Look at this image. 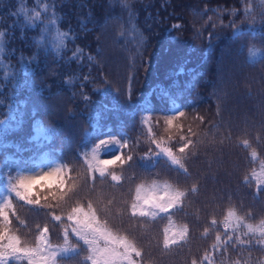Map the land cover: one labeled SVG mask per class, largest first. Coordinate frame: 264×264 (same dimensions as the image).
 <instances>
[{
	"label": "trees",
	"instance_id": "trees-1",
	"mask_svg": "<svg viewBox=\"0 0 264 264\" xmlns=\"http://www.w3.org/2000/svg\"><path fill=\"white\" fill-rule=\"evenodd\" d=\"M57 32L69 33L59 50ZM0 33V58L13 67L7 74L0 65V119L6 120L0 145L29 147L37 127L43 128L45 135L31 141L33 147L42 145L39 153L23 158L47 153L53 165L66 164L83 185L82 195L98 208L114 198L111 213L99 215L137 241L143 264H191L206 252L211 264H264L258 233L241 236L252 243L212 247L217 232L224 236L230 208L244 223L264 220V185L257 191L252 175L264 172V0H0ZM78 48L82 52L74 57ZM181 110L183 117L171 126L164 123ZM109 134L128 137L137 156L155 147L153 138L171 147L188 136L194 145L187 151L195 154L186 162L190 175L173 170L164 158L154 167L117 165L113 171L125 177L123 186L97 179L90 192L83 154H90L98 136ZM6 155L13 161L0 171V198L9 195L3 172L41 171L14 166L21 155L15 147L0 146V159ZM100 156L107 158L103 151ZM153 179L198 186L182 209L172 212L175 226L188 225V239L167 250L162 246L166 214L143 227L126 212L117 215L131 202L135 185ZM13 203L29 226L17 234L34 243L36 224L43 226L48 217ZM236 227L230 223L229 234ZM60 231L49 234L53 246L62 243ZM246 231L241 224L235 235ZM85 255L81 249L80 258Z\"/></svg>",
	"mask_w": 264,
	"mask_h": 264
},
{
	"label": "snow or ice",
	"instance_id": "snow-or-ice-1",
	"mask_svg": "<svg viewBox=\"0 0 264 264\" xmlns=\"http://www.w3.org/2000/svg\"><path fill=\"white\" fill-rule=\"evenodd\" d=\"M39 18V13H36ZM26 19H29L27 16ZM47 31V27L44 29ZM0 35H3L0 33ZM69 33L57 32L55 40L59 48L64 46V41L68 38ZM42 44L43 40L37 41ZM258 51V50H257ZM82 52L77 49L73 56H77ZM252 55L255 51L250 50ZM91 59V57H89ZM87 79V77H85ZM130 98V97H129ZM185 115L184 111H178L177 114L168 115L164 118V123L171 126L175 120ZM14 120L15 118L12 117ZM202 120L203 117H200ZM147 122V118L143 121ZM6 123L5 119H0V125ZM37 135L31 138V141L39 140L43 135L44 129L37 127ZM191 135L192 130H188ZM151 134V129H149ZM21 148L19 145H0L4 148L15 147L17 153L21 154L14 161V166L23 167L25 170L30 166L40 168L41 171L36 174H26L18 172L13 175L11 171L3 172L7 177L9 195L0 198V264H59L60 260L66 264H143V250L137 244L135 239L129 238V235L122 234L120 230L109 225L107 218L101 219L99 213H111L113 206L116 204L114 198H106L103 209L96 206L91 198L82 195L83 185L78 183V178L70 175L72 169L66 164L56 163L48 159V154L43 156L32 155L28 159L23 158V153H39L42 145L36 144ZM150 143L154 148H149L143 155L135 154V143H131L128 137L118 138L115 135H106L103 138L97 137V142L91 148V152L84 153V161L86 164L87 179L85 184L90 185V192H95V181L109 179L115 182L113 186L122 187V181L125 177L117 175L113 168L117 165L121 169L127 167L132 168L137 162H147L154 167L155 162L160 158H164L173 170L182 173L185 176L190 175L186 162L190 155V146L194 145L192 139L188 136L181 135L176 144L171 147H164L161 142L151 139ZM243 143L247 146L248 141ZM104 152L107 158H101L100 153ZM90 155V158H89ZM255 156V152H253ZM10 161L13 157L4 156L0 159V171L10 168ZM257 180V191L260 186L264 185V172L257 175L252 173ZM245 182L249 178L245 176ZM198 186L193 184L190 188H182L179 182L171 183L168 181H159L153 179L150 184L138 183L134 187V194L131 202H124L123 211L117 215H123L125 212L129 215V219L140 220L141 226L147 222H154L158 217L163 219L166 214L168 226L163 229V249L167 250L173 245L186 242L189 236V228L187 224L183 226H175L172 220L173 210H180L183 207V201L189 193H195ZM23 202V205L31 206L33 210L45 212L48 222L41 226L39 223L35 226V242L27 238L21 239V235L17 234L20 229H28L29 226L25 219H22L16 211L13 201ZM99 202V201H98ZM56 209H60L62 214H57ZM13 220L17 223L14 224ZM52 224V228L48 223ZM235 223L236 228L232 229L229 234L230 223ZM217 221L211 220V225L215 226ZM243 224L247 230L240 235H235L238 226ZM225 228L224 236L219 232L215 236L216 243L213 249H217L223 243L225 250L228 245L235 246L236 243L241 245L252 243V240H244L241 236L251 235L255 237L256 243L264 244V220L258 225L244 223V218L237 215L235 209L230 208L227 211L223 221ZM53 229H60V238L62 243L53 246L49 239V234ZM171 231V235L169 232ZM210 231L209 227L204 228V235ZM81 249L86 250L87 255L80 258ZM212 257L209 253H205L198 262L193 259L191 264H211Z\"/></svg>",
	"mask_w": 264,
	"mask_h": 264
},
{
	"label": "rangeland",
	"instance_id": "rangeland-1",
	"mask_svg": "<svg viewBox=\"0 0 264 264\" xmlns=\"http://www.w3.org/2000/svg\"><path fill=\"white\" fill-rule=\"evenodd\" d=\"M36 16V15H35ZM0 65L3 68H6V73L7 74H11L13 71V67L11 65H9L8 63H6L2 58H0ZM3 127V125H0V130Z\"/></svg>",
	"mask_w": 264,
	"mask_h": 264
}]
</instances>
